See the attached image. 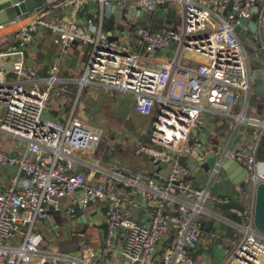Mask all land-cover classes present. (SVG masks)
Returning a JSON list of instances; mask_svg holds the SVG:
<instances>
[{"label": "built area", "instance_id": "1", "mask_svg": "<svg viewBox=\"0 0 264 264\" xmlns=\"http://www.w3.org/2000/svg\"><path fill=\"white\" fill-rule=\"evenodd\" d=\"M91 1L97 2L108 18L115 12L121 17L124 12L139 9L155 15L162 7L176 3L182 25L179 29L164 25L154 32L137 28L140 43L129 46L112 39L102 21L92 28L80 24L79 14ZM58 2L69 10L67 22H46L47 13L15 32L16 46L0 52V105L6 111L0 132L25 142L24 152L18 155L0 150V168H16L30 178L18 189V178L12 177L7 189L0 192V264H58L59 259L65 264H113L107 255L116 249L118 239H123L121 264H194L190 252L198 249L204 226L198 217L208 214L205 205L230 203L213 196L209 188L199 187L192 171L181 162L191 134L202 125L204 115H222L238 125L261 129L254 133L253 142L239 146L234 153L253 167L251 186L264 183V161L257 157L264 121L246 115L252 98L253 71L235 31L241 26L243 32L252 33L241 20L253 22L257 26L253 38L260 40L264 49V0ZM16 21L0 24V31ZM38 26L56 34L64 50L76 43L91 48L88 64L78 80L81 88L95 86L132 94L135 110L141 116L149 117L160 108L150 145L140 144L134 152L146 155L158 167L168 168L163 182L157 180V172L144 177L118 168L108 170L98 161L75 157L77 151L95 155L102 138L109 135L74 117L63 123L45 115L50 94L60 79L57 65L51 66L49 78L42 80L27 67L26 50ZM10 58H14L9 62L11 70L5 69L2 65ZM261 69L263 75L264 59ZM201 146L197 142V147ZM81 166L89 168L90 173H80L77 169ZM220 167L218 162L214 175ZM97 175L102 179L95 182ZM66 198H72L67 213L79 220L77 211L105 202L102 246L82 243L77 255L44 249L43 237L33 230L38 222L48 220L50 210L61 211ZM143 208L149 212V221L144 223L135 217ZM244 216L247 221L239 226L242 238L227 264H264V236L254 226L253 212H245ZM170 229L175 232L174 243L158 250Z\"/></svg>", "mask_w": 264, "mask_h": 264}, {"label": "crops", "instance_id": "2", "mask_svg": "<svg viewBox=\"0 0 264 264\" xmlns=\"http://www.w3.org/2000/svg\"><path fill=\"white\" fill-rule=\"evenodd\" d=\"M59 3V2H58ZM58 3H55L53 5H56ZM169 9H171L170 6L162 7L158 10V18H153V15L145 13L142 18L137 16H131L126 17L127 19L133 20L135 25L138 28L139 24L144 23L146 28L150 29L152 26L160 24L162 27L164 25H170L175 26V22L172 19H175V17H172L169 13ZM41 9L32 12L30 14H27L25 16H22L15 22L13 25H7V27L0 31V52L6 51L9 48L16 46V40L14 39L15 32L21 30L28 24L32 23L33 21H30V18L33 15L39 14ZM112 13H114L112 11ZM52 14V17L50 15ZM113 16V17H112ZM111 18H108L106 15L103 16L102 9L100 5L97 2L91 1L86 5V8L83 12L79 14V21L80 24H82L84 27H88L89 25L98 26L100 22H103V26H107V22H109L111 19H114L113 23L114 26H107L105 27V31L112 37L113 35H117L118 26L115 24V20L120 17L116 15V12L114 15H112ZM126 16V15H125ZM42 17V16H41ZM69 17V10L65 7V4L63 8H57L54 9L52 12H50L49 17L45 19L46 22H64L66 18ZM15 20V19H13ZM36 21V20H34ZM97 22L96 25L93 23ZM10 23V22H9ZM8 23V24H9ZM4 24V23H3ZM104 28V27H103ZM88 49V47H84V45L80 43H76L72 45L71 47L67 48L66 50L63 49V45L59 43L58 36L56 34L51 33L50 30H48L46 27L38 26L37 32L35 34L34 40L28 45L27 47V67L32 69L37 75V78L39 80L47 79L49 78V69L53 65H57L59 67V73H58V79H60L61 82H70L73 85L75 83L78 84V80L82 77L84 71V66L82 65V62L84 60V56H82L81 59V65L79 66L77 64L79 56L84 53V50ZM172 53L169 52V55ZM161 55V54H160ZM162 56V55H161ZM59 58V63H52L51 59ZM90 57V55L88 56ZM48 58L50 60H48ZM70 58L75 59V64H77V67H72L70 71L64 70L63 66L68 64V61ZM14 58L7 59L6 63L2 66H10L9 62L13 61ZM89 61V58H88ZM88 64V62H87ZM86 64V66H87ZM85 66V68H86ZM84 68V70H85ZM5 69H7L5 67ZM252 69V68H251ZM254 72V70L252 69ZM8 79H12V76L8 75ZM75 81V83H74ZM32 82H28V86H30ZM80 86V85H79ZM81 88V86H80ZM82 89V88H81ZM120 92V91H119ZM127 94V93H126ZM68 93L66 94V96ZM130 95V94H129ZM135 99L134 96L130 95ZM264 93L259 94L258 96V102H264ZM136 100L133 101L135 104ZM72 103L71 101L70 107L66 108V106L62 105L58 108V110L51 109V105L53 102L51 101L46 111L45 115L47 117H50L52 119H55L57 121L67 123L70 118H75V112L71 113L72 110ZM135 106V105H134ZM237 108V107H235ZM135 113V107H134ZM234 112H237L236 109ZM5 109L2 105H0V123L1 120L5 116ZM139 115V114H138ZM141 116V115H140ZM145 117V116H142ZM242 126L250 127L247 124H240L238 125L234 119L230 117H225L222 115H204L202 120V125L198 128L199 131H197V139H196V147L197 142H200L202 146L198 148L200 152H191V151H185L184 155L181 157V162L185 166H187L192 171V177L195 181V183L199 187H205L209 188L210 192L213 196L220 198V199H228L231 202H238L242 204L244 207H246V213L251 214L253 212L254 207V191L251 187H249V190H245L242 185H239V183L243 179V170H247L245 166H243L240 162H238L235 158L231 156V154L234 153L236 148L239 146H242L240 144V141L237 137L238 131ZM141 127L138 126L137 128H134V132L131 134L129 133V144L135 145V142L140 140V144H144V138H141L139 136ZM113 136V135H111ZM110 137V135H109ZM264 138V134L261 135L259 140V146H258V153L257 157L259 160L264 161V153H259L260 148V142ZM254 137L249 142H253ZM190 141V140H189ZM248 143V144H249ZM218 145L222 148L221 155H219L217 158L215 157L216 153L211 151L212 146ZM25 149V142L9 135L3 132H0V150H3L9 154L12 155H18L20 153H23ZM114 150V148H112ZM228 151V152H227ZM264 151V149H263ZM135 154L134 150L132 151ZM119 153V151H118ZM129 153H125V155L122 156L119 155L117 157H114L111 159V163L118 160L119 163L113 162L112 164L115 166V168H118L119 164L122 166L123 171L125 173L128 172H136L141 174L144 177H151L154 172H157L159 174V177H157V180L159 182H163L165 180V177L168 174V168L165 166L158 167L154 165L151 160L147 157V160L145 159L141 160V162L135 163L134 160H131L128 158ZM94 155V154H93ZM92 155V160L87 161L85 159H80L77 156H75L78 160H85L87 162H96V160L93 161L94 156ZM142 155V154H141ZM225 158V160L229 161L231 159H235L239 164H236L232 162L229 165V171L227 170H221L219 168V171L216 175H214L213 171L215 169V166L218 162H221V158ZM212 159H215L213 162ZM214 166L212 168V172H208L206 168L208 165ZM80 173H83L84 175H88L90 173V169L86 167H78L77 169ZM221 175V178L216 182L215 179L218 178ZM12 177L18 178V189H21L25 184L29 183L30 178L26 175L20 173L16 168H0V192H4L7 187L10 184V179ZM102 176L97 175L95 177V182L101 181ZM236 180V182H235ZM174 190V189H172ZM123 190H121L122 192ZM174 195H176V191H172ZM72 198H66L63 202V208L61 210L62 216H70V214L67 213V208L71 205ZM215 204V203H214ZM92 208L89 212L83 211V214L85 215V219L79 220V218H73L71 217V227L70 230L73 232H76L80 230L84 225H88V227H91V233L90 231L87 233V238L83 241L85 244H91L96 245L98 247L102 246L101 242L104 239L105 232H106V204L105 202H98L96 204H92ZM207 210V209H206ZM220 210V209H219ZM65 212V213H64ZM208 216L210 218H206L201 222L206 226L209 221H212V225L207 230H202V236L200 237V242H202V247L205 248V251L202 250L201 244L198 245V249L195 251L190 252L191 258L194 260V264H199L198 260L199 257H201L202 262L200 264H224L230 256H228V253L231 252L232 248H236L239 244V240L235 241L234 238H237L238 235H236V232H239L240 236L242 235V232L239 228L241 224H244L247 220L244 216V214H240L234 211H226L224 213L220 211H209ZM136 219L142 223L149 221V212L143 208L136 212L135 215ZM47 225L48 229L56 230V233H59V238H66V231L64 230L61 232V223L52 221L51 218L48 219L46 222L40 223L34 228V233L40 234L44 239V234L50 237V241L56 242V239L54 240L53 237L50 235V231L48 229L44 228V225ZM25 231V229H23ZM241 232V233H240ZM238 234V233H237ZM122 239H118V244L115 250H113L112 254H108L107 258L111 259V257L114 258L113 264H121V260L119 257V243ZM175 240V232L173 229H170L168 234L163 238L162 242L159 243L157 249L162 250L166 248L167 246H170L174 243ZM101 244V245H100ZM123 245V244H122ZM54 246V245H50ZM43 247L45 250H57L56 247H53L52 249H49L46 247V244H43ZM210 253H209V252ZM235 251V249H234ZM205 252L208 253V256H206ZM211 256H216V259H213L211 261ZM117 260V261H116ZM230 260V259H229ZM228 260V261H229Z\"/></svg>", "mask_w": 264, "mask_h": 264}, {"label": "rangeland", "instance_id": "3", "mask_svg": "<svg viewBox=\"0 0 264 264\" xmlns=\"http://www.w3.org/2000/svg\"><path fill=\"white\" fill-rule=\"evenodd\" d=\"M170 15L172 17H175V28L179 29L182 25V13L180 10L179 5L176 3L172 4L171 9H169ZM160 12V11H159ZM158 12V13H159ZM158 13L153 15V18H158ZM124 14L127 16V12H124ZM135 14V10H134ZM149 14V13H148ZM123 15L121 17H118L115 20L116 26H118L117 35H113L112 39L114 40H120L125 42L129 46H134L135 44H139L140 41L136 35L137 32V26L135 25L133 20L127 19L126 16ZM146 15V14H145ZM94 25L97 24V22L93 23ZM162 28L160 24L154 25L151 28V31H158ZM235 31L237 36L239 37L241 43L243 44L250 60H261L264 59V49L262 48V44L260 40H255L253 38L252 33H246L242 31L241 26H236ZM123 33V36L121 34ZM263 40H264V34H263ZM91 55V48L84 50L83 55L81 54L78 58L77 64L81 65V57H88ZM258 57V58H257ZM48 60H50L48 58ZM68 61L69 66L65 65L63 66L64 70L70 71L72 67H77V64H75V59L70 58ZM52 63H59V58L56 57L53 60L51 59ZM72 66V67H71ZM253 74V72H252ZM73 82V81H70ZM70 82H61L58 84H55L53 91L51 92V96L49 99V102L47 103V107L49 106L50 102L52 101L53 104L51 105V109L58 110L60 106H66V108L70 107L71 101L72 103V110L73 113L75 112V118L80 120L83 123H86L88 126L101 130L104 133L108 135H113V139L105 138L103 137L99 146V151L102 153L101 159L95 158V155L91 154V152H80L77 151L75 153V156H77L80 159H85L87 161L92 160V155L94 156V160L98 161L99 165L105 169L108 170H114L115 166L112 164L113 162L119 163L116 159L111 163V159L114 157H117L122 154L125 155V153H129L128 158L131 160H134L135 163L141 162V160L145 159L147 160V156L142 155H134L132 151L135 150L140 145V140L135 142V145L129 144L128 137L129 133H133L134 128H137L138 126L141 127L139 136L141 138H144V145L149 146L150 145V133L153 127V123L155 122L156 118L159 114V109L156 108L154 113L149 117H142L135 113L134 111V103L133 101L136 100L133 99L130 95L132 94H126L123 92L115 91V90H105L103 88H98L95 86H86L84 88H80L79 84L75 83L73 85ZM264 88V74L261 78H257L252 80V98L250 101V105L247 110V117H254L258 118L261 121H264V102H258V96L260 94V90ZM68 95L66 96V94ZM133 96V95H132ZM135 97V96H134ZM264 97V96H263ZM46 111L49 112L47 109ZM46 113V112H45ZM197 131L199 129L195 130L191 134V138L189 141L188 146L186 147V152H200V150L196 147V139H197ZM258 131L261 132V129H256L254 127H245L242 126L240 130L238 131L237 137L240 141V144L245 147L254 137V133ZM105 148V149H104ZM114 148V150H112ZM264 138H262L260 142V148L259 153H264ZM103 151V152H102ZM119 151V153H118ZM211 151L216 153L215 157L217 158L219 155H221L222 148L218 145L212 146ZM233 158H235L238 162H240L247 170L249 171V176L253 174L254 170L253 167L248 163V161L241 156H237L235 153L231 154ZM213 162L215 159H212ZM118 169L123 171L124 168L119 164ZM214 166H211L210 164L206 167L208 168L207 171L212 172V168ZM221 178V175L215 179L217 182ZM249 181V177H248ZM174 191V190H172ZM93 206L90 205L85 212H89ZM63 208V205H61V210ZM205 208L209 211H220L216 204L214 203H208L205 205ZM246 208V207H245ZM221 212V211H220ZM235 212V211H234ZM49 218H51L52 221L60 222L61 223V232L64 230L66 233V238H59V233H56V230H51L47 228V225H44L45 229H48L50 231L51 237L56 239V242H51L50 237L47 235L44 236V242L43 244H46V247L49 249H52L53 247H56L57 252L60 255H77L78 252L82 251L83 248V241L87 238V233L91 230V227H88V225H84L80 230L73 232L70 230L72 219L70 216H62L61 211H52L50 210L48 212ZM210 218L208 215H200L198 217V222H203L204 219ZM71 221V222H70ZM43 222H38L36 226ZM238 233V234H237ZM241 233V232H240ZM238 235L237 238H234L235 241L240 242L242 235L240 236L239 232L235 233ZM201 241V247H202ZM102 244V242H101ZM100 244V245H101ZM123 244V239L119 243V247L121 248ZM199 244V246H200ZM54 245V246H50ZM89 246H94L91 244H87ZM237 247V246H236ZM234 247L231 249L232 251L228 253V256L230 258L233 255ZM202 250L205 251V248L202 247ZM209 252V251H208ZM210 253V252H209ZM206 256H208V253L205 252ZM229 258V259H230ZM213 259H216V256H211V261ZM228 259V260H229ZM111 260L114 261V258L111 257ZM228 260L224 263L227 264ZM117 261V260H116ZM202 262L201 257H199L198 263L200 264ZM58 264H65L61 259L58 260Z\"/></svg>", "mask_w": 264, "mask_h": 264}, {"label": "water", "instance_id": "4", "mask_svg": "<svg viewBox=\"0 0 264 264\" xmlns=\"http://www.w3.org/2000/svg\"><path fill=\"white\" fill-rule=\"evenodd\" d=\"M58 1L60 0H0V24L9 23L13 19H18L22 16L35 12L39 9H42L43 7L54 4ZM145 13L146 12L143 9L135 10V14L132 10H129L127 12L126 17L130 18L131 16H137L142 18ZM50 17H52V14L50 15ZM67 21L68 18L65 19V22ZM241 22L243 25L248 26L250 32L252 33L256 32L257 30L256 24L248 20H241ZM142 27L146 28L144 23L138 25V28H142ZM250 66L254 70L252 77L254 79L261 78L262 77L261 60H250ZM5 67L11 70L12 65ZM260 92L264 93V88H262ZM220 161H221L220 169L227 170L228 173H230L229 165L232 162L240 166V164L235 159L226 161L225 158L222 157ZM242 170H243V176H242L243 179L239 183V185H242V187L246 191L249 190V187H251L254 191V207H253L254 226L256 227L258 232L264 236V183H260L256 187L251 186L250 182L248 181L249 171L244 169V167H242ZM143 206H145V204H143ZM216 207L220 209L222 213L231 210L243 215L246 212L245 207L238 202H231L229 204H222V205L216 204ZM77 215L81 219L86 220L83 211L81 210L77 211ZM212 223H213L212 221H209L208 224L206 226H202L201 229L202 230L209 229Z\"/></svg>", "mask_w": 264, "mask_h": 264}, {"label": "bare ground", "instance_id": "5", "mask_svg": "<svg viewBox=\"0 0 264 264\" xmlns=\"http://www.w3.org/2000/svg\"><path fill=\"white\" fill-rule=\"evenodd\" d=\"M63 6H64V3H58V4H56V5L49 6L46 10L40 12L39 14H37V15H33V16L30 18V21H29V22H31V21L35 22L34 20H37V19H39L41 16H44L45 14L52 12L54 9H57V8H63Z\"/></svg>", "mask_w": 264, "mask_h": 264}, {"label": "trees", "instance_id": "6", "mask_svg": "<svg viewBox=\"0 0 264 264\" xmlns=\"http://www.w3.org/2000/svg\"><path fill=\"white\" fill-rule=\"evenodd\" d=\"M170 12V11H169ZM113 17V16H112ZM113 21H114V19H111L109 22H107V26H111V27H113L114 26V23H113ZM107 26H105V24H104V29H105V27H107ZM84 47H86V46H84ZM89 49V48H88ZM88 58L89 57H85L84 58V60H83V62H82V65L84 66V68H85V66H86V64H87V62H88ZM255 63V62H254ZM256 64V63H255ZM84 68H83V71H84ZM110 138L111 139H113V136H111L110 135ZM105 149V148H104ZM99 151V149L96 151V153H95V158H97V159H101V157H102V153H101V151L100 152H98ZM103 152V151H102ZM258 153V152H257Z\"/></svg>", "mask_w": 264, "mask_h": 264}]
</instances>
